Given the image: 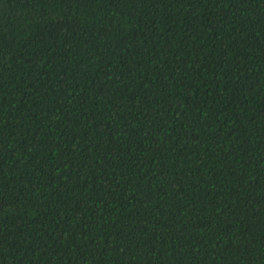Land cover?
I'll return each instance as SVG.
<instances>
[{
	"label": "trees",
	"instance_id": "1",
	"mask_svg": "<svg viewBox=\"0 0 264 264\" xmlns=\"http://www.w3.org/2000/svg\"><path fill=\"white\" fill-rule=\"evenodd\" d=\"M0 264H264V0H0Z\"/></svg>",
	"mask_w": 264,
	"mask_h": 264
}]
</instances>
